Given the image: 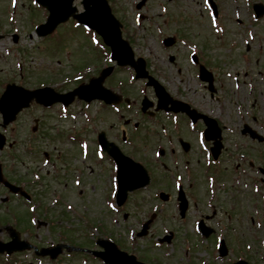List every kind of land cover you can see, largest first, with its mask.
<instances>
[{
  "label": "rangeland",
  "instance_id": "rangeland-1",
  "mask_svg": "<svg viewBox=\"0 0 264 264\" xmlns=\"http://www.w3.org/2000/svg\"><path fill=\"white\" fill-rule=\"evenodd\" d=\"M109 1L116 16L122 21L124 37L131 42L136 55L147 60L150 71L170 90L175 88L171 83L170 72L176 71L172 70L169 57L177 55L179 62L176 64H183L188 50L180 42L166 49L162 40L168 35H182L195 43L198 42L206 51L208 66L213 68L220 79L230 84L235 81L233 78L235 70L242 72L249 70L250 76L245 84L250 83L253 87L252 93L248 94L251 101L246 93L243 94L247 85L244 90H240L241 85L238 88L234 87L235 91L240 90L239 95L233 93V89L227 92V99L232 103L226 104L229 111L226 112L225 122L228 127L224 137L227 139L226 145L229 150L224 153L223 158L237 153L242 145L245 147L241 152L249 151L250 157L260 158L259 150H256L259 145H252L250 142L247 146L243 138L245 136L240 133L243 121L251 122V116L242 120L236 114L235 105L236 101L243 104L250 113L255 114L259 121L258 126H264V16L254 20L252 10L254 2L264 0H216L220 13L219 23L224 27V34H218L215 26H212L204 0H148L141 10L136 9L139 0ZM75 3L82 10L80 0H76ZM43 10L34 6L32 0L14 2L0 0V33L4 34L0 40V93L6 81L17 82L26 87L39 86L41 83L57 89L61 87V91L69 90L77 83L75 77L85 73V77H89L91 73H96L102 66L109 64L101 48L92 43L91 37L93 39L94 37L91 32L74 27L72 19L52 35L45 38L38 36L34 28L47 16ZM139 13L146 17L139 19ZM238 19L243 21L241 25L237 23ZM14 33L19 35L17 42L12 38ZM247 49L248 51H245ZM244 51L245 54L242 56L241 53ZM246 56L251 60L249 64L245 62ZM228 71L230 74H227ZM133 74L129 68H117L106 80L108 87L130 100L129 107L121 102L118 111L112 107L105 108L98 101L91 105L75 101L66 110L61 105L44 109L32 104L21 112L17 120L10 124V128L5 130L7 137H13L12 139L17 141L16 144V141L9 138L7 148L12 145L10 150L21 155L13 175L14 178L31 180L34 178L31 171L41 166V172L38 174L42 175V183H38L35 190L33 189L36 200H41L51 208L53 205L51 201L61 195L67 203L72 204L77 210L78 219H75L73 225L78 231L80 243L85 241L84 234L88 230L87 237L92 235L103 237L102 235L107 234L123 248L133 250L137 247L134 250L139 257L152 264H180L185 256L177 250H180L178 248L182 244L184 234L193 236L191 231L200 214L203 215V211L209 213L205 206L202 205L201 209V206L198 205L196 208L193 205L198 202L200 205L204 204L207 196V193L202 195V188L207 184L203 172L206 156L199 143L197 130L189 131V128L183 125L178 133L171 132L165 136L156 119L138 113L137 109L144 95L153 100L155 97L153 89L147 87L143 80L132 79ZM174 78L179 79L181 76ZM193 89L198 90L197 95L203 98L205 92L200 87L194 85ZM204 99L209 101L208 96ZM229 106L233 107L235 112L232 113ZM35 123L36 132H33ZM137 124L138 127H135ZM262 128L264 127L260 129ZM99 130H105L108 138L120 145L125 153L142 161L150 170L152 178L147 189L131 193L123 206L113 204L115 210L108 207L109 202H115L112 196L113 188L110 185L112 176H115L113 162L107 158L99 159L96 155V137ZM0 131H4L1 126ZM172 133L176 137L177 150L170 154L167 137H173ZM69 137L80 138L79 141H75ZM124 137L127 139L125 142ZM177 137L189 141L190 149L186 153L178 143ZM82 139L90 145L87 156L80 150L79 142ZM234 143L240 144L239 150L233 151ZM159 149L166 151L164 157L155 155ZM44 151L53 154L52 161L56 162V165H53V162L45 165L43 158L41 161ZM174 154L179 158L178 163L175 162V157H172ZM157 159L171 161L172 166L168 164V167L173 175L164 171L156 162ZM185 161L190 163L189 173L181 165ZM228 172L227 176H220L222 181L230 180L233 174L230 167ZM179 174L183 178L186 190L190 188L187 187L192 181H195L193 184L196 188L189 192L190 207L186 215L187 220L183 222L178 215L177 188L175 189L176 177ZM78 179L81 183L76 186L75 182ZM161 189L168 193L167 202L161 203L158 199ZM219 190L221 195L219 200H216L217 216L211 217L208 224L213 228L217 227L215 220L218 219L228 224L225 217L228 212H232L231 222L237 226L235 237L239 245L252 241L254 239L252 232L246 227V217L253 212L254 198L250 196L249 190L240 188L237 191L228 186ZM231 204L236 205L235 210H232ZM153 211L160 213L149 235L134 243L131 231L139 229L143 220ZM235 219L239 220L234 222ZM87 221H91L98 231L89 228ZM45 229V226L41 227L42 231H46ZM169 230L178 233V242L174 245L176 249L173 250L171 257L166 256L171 245L156 246L157 238ZM91 240L93 239H90V243L87 240L86 243L92 244ZM211 242H214V236L209 238L207 251H201L199 257L207 258L202 263L218 264L212 258L215 250H211ZM78 262L81 263V260Z\"/></svg>",
  "mask_w": 264,
  "mask_h": 264
},
{
  "label": "water",
  "instance_id": "water-1",
  "mask_svg": "<svg viewBox=\"0 0 264 264\" xmlns=\"http://www.w3.org/2000/svg\"><path fill=\"white\" fill-rule=\"evenodd\" d=\"M50 10V16L48 22L38 27V33L45 35L51 32L57 24L67 20L71 15L78 18L79 21L86 23L95 28L105 39L106 43L112 46L114 58L119 60L121 64H133L139 76H146L145 62L143 59H139L138 62H134V53L129 43L122 39L120 30V23L112 15L111 10L106 0H84L86 11L81 14H76V7L72 6L73 0H38ZM145 0L141 4H144ZM258 15L264 13V7L256 6ZM168 44H171V40H167ZM112 68L106 69L103 72L102 77L92 81L91 84L81 86L80 88L71 91L67 94H60L55 92L52 88H44L36 91L25 90L15 85L8 86L6 92L0 99V110L4 115L5 124L13 120L16 113L23 107L29 105V101L36 98L37 101L46 105L52 104L56 101H64L66 104L71 102L76 93H79L80 97L87 100L99 97L104 98L109 102H117L120 100L118 96L111 91L105 89L102 86V81L106 75L111 72ZM147 105H145V108ZM0 135V146H2L4 140ZM100 141L104 148L112 154L119 165V180H120V194L122 198L121 202L126 198L127 190H133L140 186H144L149 182V177L146 170L136 164L129 157L122 154L120 149L111 142L105 139V133L100 134ZM185 208V206H184ZM106 245H108L106 243ZM112 249V257L115 261L123 264H137L133 258L123 254L122 258H118L115 255L116 250L113 244H109ZM118 251V250H117ZM139 264V263H138Z\"/></svg>",
  "mask_w": 264,
  "mask_h": 264
},
{
  "label": "flooded vegetation",
  "instance_id": "flooded-vegetation-1",
  "mask_svg": "<svg viewBox=\"0 0 264 264\" xmlns=\"http://www.w3.org/2000/svg\"><path fill=\"white\" fill-rule=\"evenodd\" d=\"M178 57L179 56L174 55L172 68H175L177 75L182 76L180 83L184 87H182L181 89L179 86L176 85V94L180 95V98L189 102L198 110L202 111L203 109H205L208 113H213L215 110H217V112L220 113V115L218 114V116H221L222 108H213L211 106L206 105V99H204V97H206V90L205 95H203L202 98L201 95H197L198 90L193 89L194 85H196L197 82L198 84L202 82L198 77V71L199 63L206 64L204 56L198 53L196 58L197 63H195L194 65H188V55L185 56V61L187 62H185L183 65H178L176 64L177 60H179ZM246 75H248V71H245V76ZM215 79V83L218 89L217 93H219L221 86L219 85L220 79L217 77V74L215 76ZM203 88L207 89L205 83H203ZM217 95L218 94H216V96ZM209 96V100L213 102V97L211 96V94H209ZM177 115H179L185 121L189 120V117L183 113H178ZM199 124H201V121H199ZM224 143L225 151H227L225 139ZM11 158L12 155L10 153V150H3L0 152V164L5 178L11 182H15L16 184L22 186L25 190H28L30 188L28 182H23L22 179H14L13 169L10 165L12 161ZM220 195L221 192H219V195L216 194V200H219ZM29 204L30 201L20 195L16 196L10 193L9 189L3 183L0 182V240L3 242H10V240L12 239V235H15L16 233L19 234L20 239H24L29 243H32L35 247H37L39 249V252L42 251V248L48 249L57 244H68L70 247L67 250L61 251L55 258L49 255H38L34 251H23L20 253H15L12 256H18V258H23V260H25V256L33 257L36 260H41L42 264H77L80 258V254L73 247H78V239L73 235L63 234L62 231H58L57 229H51L50 226H55V223L51 221L48 217H46V213L42 214L44 218H38L37 221L39 222L38 228L40 227V225H44L47 226L48 230L42 231V233L38 229L36 231H32L31 214L27 208ZM251 219L253 222H255L254 215ZM57 222L61 223L60 220H58ZM52 234L56 235L55 238H53L54 236ZM47 236H49L48 239ZM23 262L25 263V261ZM23 262L22 264H24ZM25 264H34V262L30 261L29 259V261Z\"/></svg>",
  "mask_w": 264,
  "mask_h": 264
},
{
  "label": "snow or ice",
  "instance_id": "snow-or-ice-1",
  "mask_svg": "<svg viewBox=\"0 0 264 264\" xmlns=\"http://www.w3.org/2000/svg\"><path fill=\"white\" fill-rule=\"evenodd\" d=\"M13 2H14V0H13ZM33 2H35V0H33ZM204 2L207 3L208 0H204ZM212 26L213 27L215 26V21L212 22ZM96 42L97 41H95V40L92 41V43H96ZM77 79H80V77H77ZM160 154L161 153H157L158 156ZM96 155L97 156H100V152H97ZM113 171H116V169H113ZM176 179H180V177H176ZM120 180L122 181L123 180V177H121ZM76 183H77V185H79L80 181L77 180ZM110 185H111L112 188H118L119 185H118L117 177H115V176L112 177V180L110 181ZM108 207L109 208H112L113 210H115L114 209V206L112 204H108Z\"/></svg>",
  "mask_w": 264,
  "mask_h": 264
}]
</instances>
